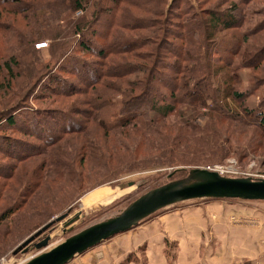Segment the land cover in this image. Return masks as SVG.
<instances>
[{"label": "trees", "instance_id": "1", "mask_svg": "<svg viewBox=\"0 0 264 264\" xmlns=\"http://www.w3.org/2000/svg\"><path fill=\"white\" fill-rule=\"evenodd\" d=\"M158 1L162 8L149 14L159 15L160 19L123 15L129 8H149L145 1L104 0L90 9L95 0H52L32 6L27 13L24 12L26 0H0V8L9 15L27 13L26 34L13 32L11 45L7 47L10 52H0L3 54L0 55V156L13 161L7 164L0 160V182H4L0 186V207L9 206L0 213V235L8 236L12 232L10 224L20 226L29 214L37 216L56 207L58 197L51 192V176L55 180L73 177L76 159L63 158V163L58 159L55 166L39 156L46 159L50 151H62L68 137H78L74 141L80 159L78 166L86 165L90 158L100 160L99 165L112 170V176H107L119 179L138 166H128L123 171L117 170L118 166L131 164L137 157L126 158V152L121 151H127L128 144L123 142L118 147L110 143L112 138L122 130L132 129L143 136L160 134L167 139L164 125L182 106L198 112L199 108H209L211 116L217 115L220 122L248 124L264 133V95L258 96L259 105L252 106L247 101L246 107L245 98H256V89L239 91L227 84L237 79V67L263 69L264 35L259 32L264 30V13L261 10L254 13L263 14L255 27L245 32L242 28L250 22L248 6L264 0H227L230 4L226 8L212 5L213 0H197L195 4L191 0ZM99 23L104 31L94 28ZM118 28L151 31L156 36L149 39L139 33L141 36L122 37ZM93 37L103 40L100 48L94 46ZM45 40L49 41L47 61L37 48ZM151 44L155 47L149 48ZM83 54L94 58L88 59ZM239 57L242 60L237 63ZM39 88L41 91H37ZM229 99L241 103L244 119L232 112ZM64 100L69 104H64ZM42 103L49 107L41 106ZM181 116L182 122L178 120L176 126L179 138L165 147L162 145L163 148L159 144L154 146L158 148L156 152L178 151L176 147L182 143L206 147L208 142L223 148L220 132L210 135L211 132L204 131L211 126L209 120L194 124ZM99 135L106 137L105 142L111 146L107 155L103 141H98ZM148 141L151 144L152 140ZM143 142L136 144L145 147L143 155L149 160L151 156L146 141ZM175 158L168 157L158 164L187 166L196 162L191 158L190 161ZM14 169H18L19 175ZM25 169L28 175L23 176ZM80 171L84 173V168ZM15 178L21 187L19 198L11 204L2 189ZM147 184L139 185V191ZM122 198L125 197L116 202ZM71 210L69 207L43 224L42 220L30 222L32 228L40 226L33 234L49 224L53 227L59 217L69 215ZM23 212L24 216L19 218Z\"/></svg>", "mask_w": 264, "mask_h": 264}, {"label": "rangeland", "instance_id": "2", "mask_svg": "<svg viewBox=\"0 0 264 264\" xmlns=\"http://www.w3.org/2000/svg\"><path fill=\"white\" fill-rule=\"evenodd\" d=\"M26 5L24 9H26L24 12L28 13V10L32 8V6H40L42 4H46L52 0H26ZM104 0H95L94 3L91 4V8H96L99 5L103 3ZM134 1H145L149 4V8H145L144 6H140L143 10H136L129 8L127 13H123L124 16H138V17H147L148 15L155 18L160 19L159 15L153 16L149 13L155 12L156 10L162 8L161 2L158 0H133ZM234 1V0H231ZM197 3V0H195ZM213 4H219L221 5V8H226L230 2L227 0H213ZM23 7V6H21ZM40 7H35V9H38ZM250 10L249 19L250 22L245 24L242 28V32H245L249 30L252 26L255 27L256 23L263 19L262 15L254 14L257 12L264 13V3H253L251 6H248ZM8 10V9H6ZM261 10V11H259ZM22 13H16V15H9L7 11L0 8V35H5L7 38H4L0 36V52L3 54H8L10 52V49L7 48L11 45L12 35L13 32L16 34L25 33L26 30L24 29V26L26 25L24 21L26 19V14ZM90 17V16H89ZM105 19V18H103ZM109 19V18H107ZM126 20V19H123ZM102 21V20H101ZM146 21V20H145ZM125 22V21H123ZM8 23V24H5ZM14 24L15 27H12L11 25ZM94 26V28L101 29L104 31V28L102 26ZM252 27V28H253ZM251 28V29H252ZM157 29V28H156ZM118 30L121 32L122 37L125 36H138L139 33H143L147 38H152L153 36H156L155 33H151V31H142V32H136L132 30H128L125 28H118ZM90 31L88 32L89 35ZM236 33V32H235ZM259 33L264 35V30L260 31ZM238 35V34H236ZM141 36V35H140ZM230 36V34H229ZM10 41V42H9ZM92 41L94 43V46L97 48H100V44L103 43V40L97 37H93ZM44 43L37 44V48H40L42 50V57L44 61L50 60V55L48 51V40L43 41ZM42 45V46H40ZM155 47V45L151 44L149 48ZM221 48V46H220ZM0 54V55H3ZM83 56L87 57L88 59H93V56H90L88 54ZM242 58L239 57L237 59V63H240ZM264 63H263V69H255L252 66H241L240 68H236L237 72V79L231 80L230 83L233 87H235L239 91H244L245 89L249 90V92L255 90L256 98L255 96L246 97L245 98V106L247 107V101L252 106H256L260 104L261 99L258 98L259 95H264ZM37 91H41L39 88ZM119 97V96H118ZM264 97V96H263ZM251 99V100H250ZM70 101L73 102V99ZM69 101V102H70ZM230 104V108L234 114H238L243 119L246 117V114L244 113L243 106H241V103L238 101H235L233 99H229L227 101ZM68 103L64 100V104ZM36 104V103H35ZM44 107H49L45 103H42ZM69 104V103H68ZM185 118V120H188L190 122H194V124L198 121H206L209 120V123L211 126L204 131L211 132L210 135H213L214 132H220L222 134L221 136V142L223 145V148H217L214 147L213 144L206 142V147H198L196 145H188L185 143H182L177 148L178 151H172L169 153H158L156 150L158 149L157 146L165 145L170 142L172 143L173 140H177L179 138V130L176 129L178 120L182 122V116ZM225 120V119H224ZM199 121V123L201 122ZM166 128V135L168 136L167 139H164V135L155 134L152 137L149 136H143L141 133L136 132L132 129L122 130L118 132L119 134L112 138L111 144H115L119 147L120 143H127L128 144V150H123L121 152H126L127 155L126 158L133 157L136 155L137 160L131 161V164H124L119 165L117 170H124L128 166H138L135 167V169L131 171H127L124 174L121 175L119 179H113L112 176V170L108 169V166L102 167L100 164V160L95 159H87L86 165L81 166L80 159H78V156L76 155L77 152L76 144L74 141H77L76 137H68L67 141H64L62 145V151L59 152V150H55L56 152L50 151L49 155L45 159L43 155L36 157L41 159H44L47 164H54L56 166V161L59 159L63 163V158L68 160L71 158L76 159V162L74 163L75 167V174L73 177H66L62 178L60 180H55L53 176H51V187H52V193L55 195V197H58L56 202V207L47 209V211H43L42 214H39L36 216L32 214L28 216V219L23 221V224H10V228L12 229V232L8 236L0 235V264H24L27 259L32 257L35 254L40 253L39 249H30L27 253L19 252L18 254H14L13 250L16 249L23 241L26 240L27 237H29L31 234H33L38 227H30V222H41L43 224L44 221H50L57 217L59 214L65 212L69 207H72L71 212L69 213V216L62 220L61 222L56 223L47 233L51 235V240L49 241L48 246L46 249L43 250H50L51 248L55 247L56 245L62 243L64 240H66L68 237L82 231L83 229L94 225L96 223H99L105 219L111 218L113 216H116L119 214L122 210H124L132 201H134L136 198L141 196L142 194L146 193L147 191L154 189L156 187H159L161 185H164L168 182L179 180L187 177L189 175V170L194 168H206V169H212V170H219L220 174L227 177H251L253 179H264V133L257 128L248 125V124H240L233 121H224L220 122L217 115L212 114L209 108H199L198 111H194L189 106H182L179 108L177 115H174L167 124L164 125ZM34 140L32 138H27ZM70 139V140H69ZM144 140V142H143ZM148 140H152L151 144H149ZM228 140V141H227ZM98 141H103L104 145V151L107 154H109V148L106 141V137L99 135ZM142 141L147 145V153L151 156V159H146L143 155V149L144 146L140 148L136 142ZM110 144V145H111ZM162 146V148H163ZM153 147V148H151ZM185 155H183V153ZM188 155H187V154ZM175 156H178L179 159L182 158H188V160L195 159L196 162H190L187 164V166L184 165H176V166H167V164H158L159 162H165L167 161L166 158L170 157L171 159H176ZM144 157V158H143ZM0 160L2 162L4 161L7 164H12L13 161L10 158H3L0 156ZM48 160V161H47ZM177 160V159H176ZM78 161V162H77ZM190 161V160H189ZM99 163V164H98ZM97 164V165H96ZM28 167L27 164H24ZM78 166V168H77ZM97 166V167H96ZM96 167V169H94ZM111 167H115V165H111ZM80 168H84V173L80 171ZM174 168H177L179 170H174ZM181 168H184L185 171L180 170ZM28 169V168H27ZM25 169L24 173H22L23 176L28 175V170ZM15 172H17L18 169H14ZM121 171V172H122ZM177 171V172H176ZM172 173V176H169ZM19 175V172H17ZM79 175L81 177L78 178ZM111 175V176H107ZM150 180V181H149ZM8 182V181H7ZM130 182H134L137 188L134 189V186H129ZM149 182V184H147ZM3 181L0 182V186L3 185ZM10 185L4 189H2V192L4 193V197H7L10 199L11 204L16 199L19 198V192H20V182L17 181V178L12 179L8 182ZM147 184L145 188L141 191H139L138 187L141 184ZM122 187V189H121ZM77 188H80V190H77ZM139 191V192H138ZM1 192V193H2ZM114 193V198L123 194L122 196L125 198H122V200L116 202L120 197L116 198L114 201L109 202H103L102 198H105L111 194ZM121 196V197H122ZM200 200H190L185 201L182 203L177 204L176 206L168 207L165 209H161L155 216L162 215V219L164 220L165 217L163 214L177 212V211H185L187 207H200L199 202ZM116 202V203H114ZM114 203V204H111ZM190 205V206H189ZM63 206V208H62ZM9 206L7 205L6 208ZM61 209L58 211V208ZM6 208L0 207V213L4 211ZM31 208V207H30ZM28 208V209H30ZM27 209V210H28ZM56 210V211H55ZM18 211V210H17ZM53 212V213H51ZM23 212L19 215V218L21 216H24ZM77 219L74 220L71 224H67V221L69 219H72L73 217H76ZM155 216H152L145 220L144 222H148L151 219H153ZM17 218V217H16ZM234 220V219H233ZM162 221V220H161ZM236 219L234 220V222ZM142 226V225H141ZM72 228V229H71ZM5 228L2 227L3 231ZM67 229V231H66ZM68 229H71L68 230ZM138 229V227L136 228ZM135 229V230H136ZM134 230V231H135ZM66 231V232H65ZM147 231V230H146ZM122 234V233H121ZM116 234L115 236L111 237L110 239H107L106 241H103L98 246H96L93 249H89L86 253L83 255L76 256L70 263L67 264H119L117 253L115 251L116 245L113 244V241L117 239L116 237L121 235ZM142 235L143 232H140V239L139 242H142ZM171 238H170V236ZM167 234L166 241L168 242V245L165 247L164 252L162 253V250L158 251V254H155L156 252H152V250L146 249V245L142 244L135 247L131 252H128L125 255V258L122 260V263L125 264H180L179 262V246L178 244V238L171 235V233ZM41 237V238H42ZM170 239V240H169ZM38 241V239L36 240ZM198 241V240H197ZM205 243L208 245V249L206 253L201 251L199 253V257H206L209 255L210 252L214 253V256H220V248L222 244L216 239L212 241L211 236L208 239H203ZM199 242V241H198ZM211 243V246H210ZM143 246L145 247V250H143ZM160 248V247H159ZM206 248V246H205ZM106 250V251H105ZM41 251V250H40ZM105 251V252H104ZM107 253V254H106ZM148 254V256H147ZM133 258H132V257ZM158 256V258H157ZM130 257V258H129ZM233 258V257H231ZM159 259V262L157 261ZM193 260V256H189V263ZM211 263V262H210ZM209 262L207 264H210ZM215 264V263H212ZM219 264V263H218ZM232 264H240V263H232ZM241 264H245V261L241 262Z\"/></svg>", "mask_w": 264, "mask_h": 264}, {"label": "crops", "instance_id": "3", "mask_svg": "<svg viewBox=\"0 0 264 264\" xmlns=\"http://www.w3.org/2000/svg\"><path fill=\"white\" fill-rule=\"evenodd\" d=\"M197 202L200 207L191 206L183 212L163 214L167 215L164 220L162 215H157L138 225V229L134 227L120 233L113 241L119 264L128 252L142 244L146 245L147 252L152 250L158 254L162 250L163 253L169 233L178 238L180 264H241L243 261L245 264H264V201L210 198ZM140 232H143L142 242H139ZM210 236L212 241L216 239L222 244L220 256L210 252L206 257H199L203 249L204 253L208 249L202 240ZM189 256H193L190 263Z\"/></svg>", "mask_w": 264, "mask_h": 264}, {"label": "water", "instance_id": "4", "mask_svg": "<svg viewBox=\"0 0 264 264\" xmlns=\"http://www.w3.org/2000/svg\"><path fill=\"white\" fill-rule=\"evenodd\" d=\"M191 1L195 4V0ZM169 176H172V173ZM134 185V182L129 183V186ZM137 186H134V189ZM210 198L264 201V179L227 177L220 174L218 170L194 168L189 170L187 177L168 182L142 194L116 216L83 229L50 250H43L46 249L52 237L47 233L41 239L38 238L51 229L52 224H49L25 240L14 254L27 253L35 248L39 249L40 253L27 259L24 264H67L76 256L116 234L137 227L143 220L161 209L185 201ZM68 216L63 215L56 221L61 222ZM76 219L77 216L69 219L67 224H71ZM71 229L68 230L71 231Z\"/></svg>", "mask_w": 264, "mask_h": 264}, {"label": "bare ground", "instance_id": "5", "mask_svg": "<svg viewBox=\"0 0 264 264\" xmlns=\"http://www.w3.org/2000/svg\"><path fill=\"white\" fill-rule=\"evenodd\" d=\"M113 196H114V193L109 195V196H107V197H105V198H102L103 199L102 201L103 202H109L112 198H114Z\"/></svg>", "mask_w": 264, "mask_h": 264}, {"label": "built area", "instance_id": "6", "mask_svg": "<svg viewBox=\"0 0 264 264\" xmlns=\"http://www.w3.org/2000/svg\"><path fill=\"white\" fill-rule=\"evenodd\" d=\"M40 46H42V45H40ZM217 170V169H216ZM219 171V170H218Z\"/></svg>", "mask_w": 264, "mask_h": 264}]
</instances>
